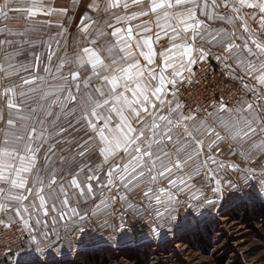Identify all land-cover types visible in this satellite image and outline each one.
<instances>
[{
	"label": "snow or ice",
	"instance_id": "6c2138e0",
	"mask_svg": "<svg viewBox=\"0 0 264 264\" xmlns=\"http://www.w3.org/2000/svg\"><path fill=\"white\" fill-rule=\"evenodd\" d=\"M71 19L54 0L0 3V213L47 228L132 194L162 218L176 193L200 198L194 177L220 190L236 167L213 155L222 143L264 152V0H91L69 51ZM209 57L243 85L236 105L180 100Z\"/></svg>",
	"mask_w": 264,
	"mask_h": 264
},
{
	"label": "rangeland",
	"instance_id": "374dc122",
	"mask_svg": "<svg viewBox=\"0 0 264 264\" xmlns=\"http://www.w3.org/2000/svg\"><path fill=\"white\" fill-rule=\"evenodd\" d=\"M80 16L78 11L68 28L69 51ZM31 35L35 38L39 34ZM212 65L205 61L194 67L192 82L180 90L183 103L211 110L221 100L228 105L239 102L243 85L223 75L218 64ZM209 123L213 121L209 119ZM236 148L248 151L247 145L237 144ZM236 148L222 143L213 153L236 166L219 173L218 192L211 190L203 175L194 177L190 183L200 189V198L191 200L186 193H176L179 203L162 218L147 210L138 196L128 194L127 201L117 197L94 212L101 199L97 195L78 209L83 219L75 217L53 225L47 218V228L34 221L27 229L21 220L13 222L23 227L27 239L32 240L30 233L36 235L42 251H37L32 241L27 242L7 264L33 259L40 264H264V152L244 157Z\"/></svg>",
	"mask_w": 264,
	"mask_h": 264
},
{
	"label": "built area",
	"instance_id": "2783aa9c",
	"mask_svg": "<svg viewBox=\"0 0 264 264\" xmlns=\"http://www.w3.org/2000/svg\"><path fill=\"white\" fill-rule=\"evenodd\" d=\"M209 74L212 72L209 71ZM214 78L210 77L211 80ZM27 242V234L20 224L4 223L0 219V264H5L11 257L16 256Z\"/></svg>",
	"mask_w": 264,
	"mask_h": 264
},
{
	"label": "crops",
	"instance_id": "0c3cea01",
	"mask_svg": "<svg viewBox=\"0 0 264 264\" xmlns=\"http://www.w3.org/2000/svg\"><path fill=\"white\" fill-rule=\"evenodd\" d=\"M91 2V0H76V5L77 6H73V0H54V6L56 7H67L70 9V13H71V17L75 16L76 13L78 11L81 12V16L82 14L87 10V5ZM129 4L131 5V0H128ZM135 7H130L129 9V12L131 11H135ZM73 15V16H72ZM92 15L94 16V18L98 19V20H101V22L103 21V17L100 16H96L95 13H92ZM80 16V17H81ZM154 20V18H153ZM132 23H135V22H132ZM135 40L136 38L133 37V41L132 43L135 44ZM168 43L167 41V38L163 35V33H161V40L160 41H157L154 43V50H159V51H163V47L166 46ZM135 54L138 56L139 55V49H136L135 50ZM140 61L142 63H146V62H143V58L142 57H139ZM207 62H210L212 63L213 65L212 66H217L218 62L212 58V57H209ZM220 66V68H222V66L220 64H218ZM0 218L3 222L7 221V222H10V223H13V222H16V221H19L20 219L18 217H15L14 214H1L0 213ZM33 230H31L32 232ZM32 239V238H31ZM32 240H30V238L28 239V243H30Z\"/></svg>",
	"mask_w": 264,
	"mask_h": 264
},
{
	"label": "trees",
	"instance_id": "16d2710c",
	"mask_svg": "<svg viewBox=\"0 0 264 264\" xmlns=\"http://www.w3.org/2000/svg\"><path fill=\"white\" fill-rule=\"evenodd\" d=\"M5 264H7V262Z\"/></svg>",
	"mask_w": 264,
	"mask_h": 264
}]
</instances>
